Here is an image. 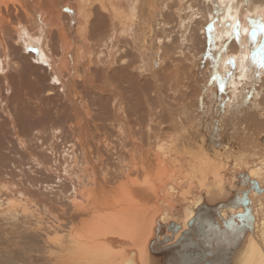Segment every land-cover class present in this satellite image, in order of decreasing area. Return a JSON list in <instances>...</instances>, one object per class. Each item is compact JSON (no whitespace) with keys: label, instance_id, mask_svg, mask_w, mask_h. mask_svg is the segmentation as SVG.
Masks as SVG:
<instances>
[{"label":"bare ground","instance_id":"6f19581e","mask_svg":"<svg viewBox=\"0 0 264 264\" xmlns=\"http://www.w3.org/2000/svg\"><path fill=\"white\" fill-rule=\"evenodd\" d=\"M108 1L110 6L101 4L116 19L115 40L106 35L94 47L91 35L87 53L80 41L87 42L90 28L91 13L84 0L78 1L84 19L73 30L69 19L68 29L63 23L53 29L38 19L14 27L16 47L47 67L45 95L56 87L65 99L68 114L63 121L50 118L26 129L18 126L1 90L5 83L9 94L7 70L14 62L0 46V110L9 124L0 134L4 136L0 140V264H147V247L162 239L158 232L164 229L168 236L167 226L175 224L178 229L168 242L176 241L203 203L232 198L238 190L241 195L236 182L243 172L257 181L261 191L247 193L253 221L236 264H264V67L258 63L264 60V25L256 39L243 47L234 39L241 0H184L181 14L175 10L180 0L167 1L159 20L147 31L155 40L152 63L155 53L150 55L147 48L145 28L135 25L138 17L146 19L150 0H132L128 11L117 9L116 0ZM262 3L251 0V7ZM217 11L222 13L221 30L209 35L208 22ZM3 24L2 34L9 27ZM202 37L214 54L200 72L184 61L195 65ZM121 40L130 41L134 52L146 50L145 54L132 55L135 61L128 55H111L113 48L124 54L125 48L118 45ZM62 44L67 50L62 51ZM186 48L189 57L183 52ZM258 51L261 58L255 55ZM231 57L236 60L233 77ZM83 59L89 70L98 64L105 70L119 65L124 82L131 88L140 86V92H133L137 109L127 108L128 94L125 97L126 91L110 76L104 83L111 98L106 97L104 105L98 103L99 108H88L78 81L94 73L80 69ZM128 66L150 81L133 86L132 72H125ZM169 67L173 69L166 72ZM105 70L101 72L106 75ZM172 74L175 83L167 88L163 81ZM258 76L262 78L252 87ZM101 107H108V116L99 115ZM204 193L213 195L204 199ZM237 205L221 207V217L242 212ZM159 257L148 264H159Z\"/></svg>","mask_w":264,"mask_h":264},{"label":"rangeland","instance_id":"374dc122","mask_svg":"<svg viewBox=\"0 0 264 264\" xmlns=\"http://www.w3.org/2000/svg\"><path fill=\"white\" fill-rule=\"evenodd\" d=\"M78 1L79 0H3V3L7 4L6 5L7 10H6V7L4 6L3 3H1V5H0V11L2 12V18L0 19V28H2L4 26L3 23H9V25H8L9 27L7 28L8 32L5 29L4 32L5 31L6 32L2 34V32L0 30V38L2 40V42L0 43V46L2 45L4 47L5 54L9 53V56L11 57L12 62H14V63H11L10 67L7 70V74H9V77H7V79L9 80L8 83H9V87L11 88L9 91V94H6V92L4 91L5 83H1V84H4L3 88H1V90H3V95L7 98V101H8L7 102V104H8L7 110L10 112L11 115L13 114L12 116L15 118V120L17 121V124L20 128L26 129V128H29L30 126H33L34 124L35 125H38L41 123L45 124L48 121V119H50V118L51 119L53 118L57 121H63L64 117L66 119V115L68 113L65 114L67 112V106L65 104L66 101L61 96L60 92H58L59 89L57 91L56 87H54L55 88V89L53 88L54 93L50 94L49 96L45 95V89L48 86V84H47L48 79H46L48 76L46 73L47 67L43 66V65H41V67H40V65L34 63L29 58V56H26L22 53V51L19 48V45H17V47H16V44L13 43V41H14L13 38H14V33H15L14 27L15 28H16V26L18 27L19 26L18 24H25L26 25V23L28 24V21H32V19H38L40 22L43 21L42 23H44V24L47 23L53 29L54 28H60L62 23H63V27L65 28L67 26L66 22L70 21L71 28L73 30V28L75 29V26L79 25L82 22V20L84 19V16H82L80 14V12L78 11V9H79ZM131 1L132 0H119V1L116 0L113 3L115 4V7L117 9H124L125 11H128ZM150 1H151V3H150ZM150 1L148 2V7L150 10L148 13L146 12L147 14L145 13L146 19L145 20L142 19L143 21H145V24L143 23L142 20H140L141 17L140 18L138 17V20L135 23V25L136 26H138V25L142 26L143 30L145 28V33L148 35V40H147V46L148 47L147 48H150L151 53L150 52L149 53H150V55H152L153 53L156 52L155 51V40H154V36L151 34V31H149L150 33L149 32L147 33V31H148V29L152 28L151 24L153 22H155V19L159 20L158 19L159 12L164 9L165 3L167 1H170V0H150ZM84 2L88 3L87 4L88 6H86L87 9L85 7V10L88 11V9H89V14L91 13V15H90L91 17L88 21V25L90 24L89 25L90 28L88 27L89 31L86 33L85 40L88 42V38L92 35L91 44H93L94 47H96V45L99 43L98 39H100L102 37L104 38L106 35H109L108 38H110V40H112L114 42V40H115V37H114V35H115L114 31L115 30L114 29L116 28L115 25H117L116 19L113 17L114 16L113 12H110V8L109 9L107 8L106 9L107 11H106L102 8L103 5L101 4V2H103V3L107 2V6L108 5L110 6V2L108 0H90V1L84 0ZM249 2H248V0H243V1L241 0V2H240L241 5L239 4V8H238V12H237L238 14L236 16V22H238V23H235V32L237 31V33H235L236 36H234V39L236 38L235 40L238 43H240V45H242L243 47H245L246 45L247 46L250 45V42L252 40V34L255 32L257 35L262 30V26L264 25V3L260 4L257 8L254 9L253 7H251L252 6L251 0H249ZM179 6L181 7V9H180V7H178L175 10L178 11L179 14H181L180 12L184 6V0L179 1ZM97 11H98V13H97ZM217 12L213 15L214 17L212 16V18L209 20L210 22H208V33H209V35H211L212 33L213 34L216 33V31L218 32L221 30L222 13L221 12L217 13ZM47 13L49 15H47ZM45 18H47V19H45ZM6 19H8L9 22ZM68 19H69V21H68ZM194 20H196L195 17L192 19V21H194ZM31 24L34 25L33 22H31ZM237 24L239 25L238 27H236ZM66 29H68V28L66 27ZM154 33H155V30H154ZM202 34L204 35V31L202 32ZM94 36H96L97 39H95ZM171 36L174 38L177 36L175 27L173 28V33ZM66 38L71 40L69 36ZM61 39L64 40V37L61 36ZM54 40L56 41V40H58V38L55 37ZM207 40L208 39L204 40L202 37V39H200L201 42L199 43V45L197 47V50L199 49L198 52H200L199 53L200 57L204 56L202 64L199 63L200 57L197 58L198 61H196V62L194 61L195 65L192 64V62H191L192 60L188 59V61H186L187 60L186 59L184 61L185 64L187 63V64H190V66L192 65V67H191L192 70L197 69L200 72H202L201 69L204 67L205 60L207 59L206 61H208L209 56L214 54V52L211 50V48L207 45L208 44ZM80 41L84 45L85 53H87L90 50V43L86 42L87 43L86 44L82 40H80ZM129 42L127 40H124V41L121 40L118 42V45H121V47L123 46V48H125L124 54L123 53L119 54L117 52V48H113L111 55H113V56H116L117 54H118V56H127L128 55L132 58L133 61H135L134 58L132 57V55H134V54L135 55L145 54L146 50H144V49L143 50L141 49L142 53H139L140 51L134 52L137 49H133L131 44H130L131 42L130 43ZM58 44H59V40L57 41V45ZM68 45H70V44H68ZM124 45L125 46L128 45L127 48ZM63 46L65 48L62 47V51L67 50V48H66L67 45L66 46L63 45ZM242 46H241V52L243 50ZM68 47L70 48L71 46H68ZM183 48H184V46H183ZM113 50H115V51H113ZM185 50H187V48L184 49V51H183L184 54L187 57H189L190 55H189V53H187L188 50L186 52H185ZM191 50L193 52V50H195V49H191ZM191 50L189 52H191ZM56 51L57 52L59 51V49H57V46H56L55 52ZM220 54H222V52H220ZM255 55L260 56V58H261L262 52L258 51L257 53H255ZM155 56H156V53L154 56L151 57L150 62L154 63V60L156 58ZM19 57H21V58H19ZM260 58H258V60ZM231 60L233 62V66L231 67V71H229V74L231 77H233V74L236 70V68H235V65H236L235 57H231ZM81 61H83V65L80 66V69L81 70L82 69L89 70V68L87 67L86 61L84 59ZM16 63H17V65L15 66ZM98 66H99V64H98ZM98 66L90 67L91 70H89V74H90V71H91V73H94V74H92L90 76L87 74V75H85V77L83 78L82 81H78L79 82V85H78L79 89H81L83 91V94L85 92L84 95H87V97L85 96L86 97L85 101L88 105V108L90 107V105H91V107L94 106L95 108H99V106H100L99 104L104 105V103H106V101L108 102L107 99L111 98L109 96V93L106 91L107 85L104 83V81L106 79H109L108 76H110V78L113 79L112 81H114L115 84L118 83L117 84L118 88H121V89L123 88L122 91L123 90L126 91L125 97L128 94V97H126L127 98L126 100L129 101V103L127 102V108L132 109V107H133V108L137 109L136 106H133L134 105L133 92H135V91L140 92V86L138 88V87H135L134 85L135 84L136 85H142V84L145 85L146 84L145 81H150L149 76L139 74L137 72H134L133 70L130 71V68L128 66L127 69L125 70V72H127L129 75L131 72H132L131 74H133L131 77V80H132L131 82L133 83L134 88H131V85L129 84V82L128 83L124 82V79H122V76H124V75L121 73L122 71L120 72L119 65L114 66L112 69L109 68L110 70L107 69L108 71L105 70L107 67L104 66L102 69H103V71L104 70L107 71L106 75H105V72H103V71L101 72V70H102L101 66H100V68ZM167 67H168V65H167ZM171 69H173V67H169V69H166V72L171 70ZM161 71H164V69H162ZM171 76H172V78H171ZM171 76L167 80V82H165V79L163 81V84H165L166 87L170 84L172 85V83L173 84L175 83V80H174L175 75L172 74ZM199 76L200 75H198L197 77H199ZM262 77H263V75H262ZM262 77L258 76V82H257V80L254 81L252 87L256 86L255 84L259 83V80H260L259 78H262ZM226 78L227 77H225V79ZM120 80H123V81H120ZM136 80H138V81H136ZM142 80H144V81H142ZM144 85H143V88L145 87ZM149 85L150 84H148V86ZM261 85H262V83H261ZM98 87L101 89L99 90ZM167 88H169V87H167ZM262 89H263V87H262ZM100 91H102V92H100ZM257 91H258V96H259V91H261V90L257 89ZM144 92H146V90H144ZM167 94H169V92H167ZM106 97H107V99H106ZM101 99H103V100H101ZM130 103L132 105H130ZM63 105H65V106H63ZM101 108L102 109H100L99 115H101V116L103 115V117H105L106 115L108 116L109 115L108 113H110V110L108 111V107H101ZM55 109H57V110H55ZM141 111L142 112H140L139 115L141 114V117H142V115H144V112H143L144 110H141ZM2 114L3 113L0 110V117H1L0 118V126H1L0 127V134H4V133H1V130L7 131L9 129V124L6 123L7 120L3 117ZM0 136H1L0 140H3L4 136H2V135H0ZM262 143H264V140H262ZM2 145H3V143H2ZM0 146H1V144H0ZM1 163L5 164L4 161H1ZM20 212L22 213V209L18 210V214H21Z\"/></svg>","mask_w":264,"mask_h":264},{"label":"water","instance_id":"95a60500","mask_svg":"<svg viewBox=\"0 0 264 264\" xmlns=\"http://www.w3.org/2000/svg\"><path fill=\"white\" fill-rule=\"evenodd\" d=\"M236 185L237 189L242 190L241 195L238 190L232 198L225 197L203 203L188 222L189 228L182 231L176 241L168 242L178 229L175 224L167 226L170 231L168 236L164 234V229L158 232V236L162 234V239L157 238L154 245L147 247V259L151 261L160 256L159 264H236L240 243L242 250L253 221L249 213L250 202L247 193L250 189L261 191L257 181L248 178L244 172L237 174ZM210 195L213 193H204L203 197L206 199ZM237 204L243 207L242 212L228 213L224 219L221 217V207H238Z\"/></svg>","mask_w":264,"mask_h":264},{"label":"snow or ice","instance_id":"6c2138e0","mask_svg":"<svg viewBox=\"0 0 264 264\" xmlns=\"http://www.w3.org/2000/svg\"><path fill=\"white\" fill-rule=\"evenodd\" d=\"M238 26H239V25L237 24L236 27H238ZM252 39H253V40L256 39V33H255V32L252 34ZM262 47H264V46H262ZM254 59H255V58H254ZM258 63L260 64L261 67H264V60H260V61H258Z\"/></svg>","mask_w":264,"mask_h":264},{"label":"flooded vegetation","instance_id":"af4514ba","mask_svg":"<svg viewBox=\"0 0 264 264\" xmlns=\"http://www.w3.org/2000/svg\"><path fill=\"white\" fill-rule=\"evenodd\" d=\"M206 228L208 229L209 228V226H206ZM212 228V227H211ZM212 232H213V230H212ZM240 247H241V243H240Z\"/></svg>","mask_w":264,"mask_h":264}]
</instances>
